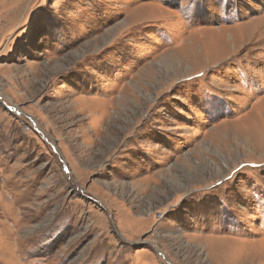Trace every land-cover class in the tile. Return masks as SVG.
Wrapping results in <instances>:
<instances>
[{"label": "rangeland", "instance_id": "374dc122", "mask_svg": "<svg viewBox=\"0 0 264 264\" xmlns=\"http://www.w3.org/2000/svg\"><path fill=\"white\" fill-rule=\"evenodd\" d=\"M0 264H264V0H0Z\"/></svg>", "mask_w": 264, "mask_h": 264}, {"label": "bare ground", "instance_id": "6f19581e", "mask_svg": "<svg viewBox=\"0 0 264 264\" xmlns=\"http://www.w3.org/2000/svg\"><path fill=\"white\" fill-rule=\"evenodd\" d=\"M263 241V240H262Z\"/></svg>", "mask_w": 264, "mask_h": 264}]
</instances>
